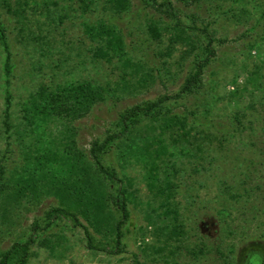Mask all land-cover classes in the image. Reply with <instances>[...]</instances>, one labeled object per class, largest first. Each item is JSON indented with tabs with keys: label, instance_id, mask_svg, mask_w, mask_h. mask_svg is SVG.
Here are the masks:
<instances>
[{
	"label": "rangeland",
	"instance_id": "rangeland-1",
	"mask_svg": "<svg viewBox=\"0 0 264 264\" xmlns=\"http://www.w3.org/2000/svg\"><path fill=\"white\" fill-rule=\"evenodd\" d=\"M131 2L130 11L122 14L107 0H10L13 11L0 9L13 65L9 84L12 128L6 132L5 53L0 45V156H7V167L15 172L34 164L36 149L59 145L61 124L50 123L46 135H33L23 120L24 107L44 85L56 88L90 81L120 96L111 94L109 101L76 123L79 144L85 148L94 138H104L108 130H114L119 112L126 107L179 92L197 55L206 57L203 29L207 27L214 35L216 54L206 69L203 87L169 105L177 111L187 108L201 113L202 129L211 135L205 153L184 157L185 163L178 164L177 202L186 234L167 246L158 241L147 214L156 217L158 210H153L159 204L142 168L134 165L128 170L138 193L130 206L127 253L112 256L91 251L81 229L60 221L50 230L38 231L39 241L45 238L59 247L51 252L34 245L29 264H133L134 258L145 264H228L229 257L242 264L249 251H264V0L204 1L197 23L185 15L195 10L179 1L184 10L180 18L196 49L186 55L183 51L188 47L178 44L171 56L166 55L171 37L168 28L175 21L144 0ZM102 23L122 34L128 57L140 66L138 75L148 80L143 86L119 59L108 62L94 56L102 42L86 32L85 26ZM150 23L161 28L162 38L152 36ZM192 25L196 29L189 30ZM112 160L120 166L115 153ZM54 203L53 198L40 203L26 200L5 225L0 221L2 248L37 235L35 221L44 226L45 212ZM199 248L204 254L196 257L193 251Z\"/></svg>",
	"mask_w": 264,
	"mask_h": 264
},
{
	"label": "trees",
	"instance_id": "trees-1",
	"mask_svg": "<svg viewBox=\"0 0 264 264\" xmlns=\"http://www.w3.org/2000/svg\"><path fill=\"white\" fill-rule=\"evenodd\" d=\"M144 1L147 6L175 21L168 28L171 37L166 55L171 56L178 49V44L188 47L183 51L186 55L196 49L190 32L186 30V24L180 18L184 10L177 3L181 1L189 9H194L195 12L185 15L192 23H197L204 1L226 0ZM107 2L119 14L130 11L132 6L131 0ZM2 8L13 11L10 0H0V9ZM85 27L86 32L102 42L94 52L95 57L108 62L119 59L124 67L132 69L137 83L143 86L148 81L138 75L140 66L128 57L124 38L115 27L107 23ZM148 29L155 39L162 38V30L157 24L150 23ZM188 29L196 27L192 25ZM203 32L207 38L204 46L206 57L197 55L194 67L180 91L173 95L163 94L155 99L143 100L121 110L115 129L108 130L104 138H94L87 148L79 144V128L76 123L90 116L99 105L109 101L111 94L116 95V91L86 81L56 88L44 85L31 96L23 110V120L29 133L46 135L50 123H59L64 129L62 139L59 138V145L53 143L36 149L34 164L15 172L9 171L7 156H0V221L5 225L12 213L26 200L40 203L43 198H53L55 203L45 212L44 226L35 221L33 227L37 235L15 241L7 249L0 245V264H29L33 255L32 248L36 244L54 252L59 245L45 238L39 241L38 231L50 230L60 221H67L72 228L81 229L87 248L91 251L112 256L127 253L132 217L130 206L136 201L138 193L135 180L128 170L129 166L134 165L142 168L147 187L154 201L159 204V209L153 210H158L156 217L147 214L148 224L154 228L158 241L167 246L170 241L177 242L186 234L181 206L177 202L180 173L178 164L185 163L184 157L195 158L205 153V146L211 135L202 129L205 123L200 121L203 116L201 113L187 108L177 111L169 105L192 96L203 87L206 69L216 54L213 33L207 27ZM0 45L5 53L7 83L3 124L5 131L9 132L12 128L9 84L13 65L7 29L1 13ZM126 75L123 78L125 82ZM125 84L127 87V82ZM116 96L119 99L120 96ZM113 153L120 166H116L112 160ZM1 226L0 223V236L3 233ZM193 254L199 257L204 254V249L199 248ZM225 261L228 264H239L237 258L229 257ZM133 264L145 263L134 258ZM242 264H264V251L259 248L249 251Z\"/></svg>",
	"mask_w": 264,
	"mask_h": 264
}]
</instances>
